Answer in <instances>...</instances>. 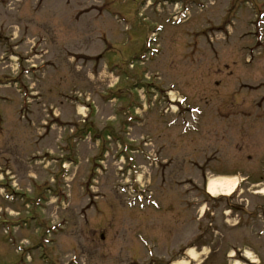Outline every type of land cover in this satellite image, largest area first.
Masks as SVG:
<instances>
[{
	"label": "rangeland",
	"instance_id": "rangeland-1",
	"mask_svg": "<svg viewBox=\"0 0 264 264\" xmlns=\"http://www.w3.org/2000/svg\"><path fill=\"white\" fill-rule=\"evenodd\" d=\"M263 168L264 0H0V264H264Z\"/></svg>",
	"mask_w": 264,
	"mask_h": 264
},
{
	"label": "bare ground",
	"instance_id": "bare-ground-1",
	"mask_svg": "<svg viewBox=\"0 0 264 264\" xmlns=\"http://www.w3.org/2000/svg\"><path fill=\"white\" fill-rule=\"evenodd\" d=\"M238 182L239 181H235V179L231 183L228 179L210 178L207 183V193L212 197L230 196L233 193L234 186L237 185ZM259 193L264 195V187ZM191 256H194V254H191Z\"/></svg>",
	"mask_w": 264,
	"mask_h": 264
}]
</instances>
